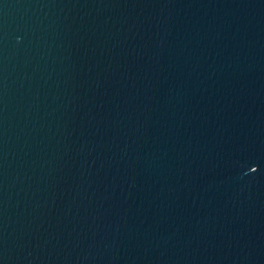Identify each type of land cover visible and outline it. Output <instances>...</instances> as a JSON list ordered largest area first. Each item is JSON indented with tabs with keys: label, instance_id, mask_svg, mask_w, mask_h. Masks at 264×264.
Wrapping results in <instances>:
<instances>
[{
	"label": "water",
	"instance_id": "1",
	"mask_svg": "<svg viewBox=\"0 0 264 264\" xmlns=\"http://www.w3.org/2000/svg\"><path fill=\"white\" fill-rule=\"evenodd\" d=\"M0 264H264V0H0Z\"/></svg>",
	"mask_w": 264,
	"mask_h": 264
}]
</instances>
